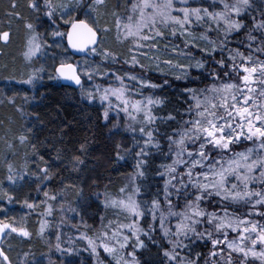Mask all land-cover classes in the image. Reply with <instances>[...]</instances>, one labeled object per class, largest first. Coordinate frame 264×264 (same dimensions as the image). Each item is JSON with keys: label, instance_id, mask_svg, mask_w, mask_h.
I'll list each match as a JSON object with an SVG mask.
<instances>
[{"label": "trees", "instance_id": "trees-1", "mask_svg": "<svg viewBox=\"0 0 264 264\" xmlns=\"http://www.w3.org/2000/svg\"><path fill=\"white\" fill-rule=\"evenodd\" d=\"M81 1L85 4L89 0ZM31 2L0 0V37L8 33L6 40L0 39V221L29 233L22 236L12 232L7 241L9 248L3 247L1 242L4 256L0 257V264H93L83 239L94 237L110 222L111 214L105 207V201L120 194V188L127 183L126 177L137 169L138 159H143L144 164L139 169L143 175L135 180V188L139 189L137 201L142 205L158 199L161 210L167 213L165 182L169 178L160 173H164V166L171 165L176 159L178 149L170 145L169 137L175 139V134L188 126L185 121L195 118L196 102L189 90L198 93L212 85L219 86L225 76L224 69L242 60L236 56L237 50L244 57L255 53L260 56L261 51L257 49H262L264 33L252 30L251 35L256 37L254 41L248 39V33L254 19H264V0H250V7L242 17H232L240 19L246 26L238 32L232 31L227 38L223 22L219 25V31L215 30L217 25L213 24L212 31H206L209 24L207 28L203 26L197 29L208 37L207 51H201L204 48L200 46L191 47L188 51L203 63V68H189L187 75L180 79L170 75H148L150 83L158 87L145 88L141 92L151 91L153 97L160 101L152 110L155 117L153 140L159 144V148L148 149V155L144 157L136 155L141 148L140 133L131 131L121 113L110 112L99 96L93 94L95 99H89L84 91L88 82L83 76L77 89L63 86L53 73L54 64L47 75L35 74L36 79L32 84L21 83L28 77L23 76V66L30 63L26 64L23 53L29 33L36 34L43 43L42 40L47 39L48 29L57 23L63 40L70 22L61 23L55 14L49 18L43 6L45 0H35L39 4L38 9L30 7ZM131 3L132 0H104L99 10L109 16L126 17L131 11ZM192 6L206 7L210 12L222 9L221 4L213 5L212 0H199ZM72 19H81L80 13L73 15ZM29 24L32 25L31 29L27 27ZM233 56L235 60L231 58ZM74 59L72 57L70 61ZM34 60L32 63H35ZM221 60L223 66L219 63ZM89 62L98 63L109 70L130 69L144 73L136 66L122 64L120 60L113 64L106 63L96 55L89 58ZM91 81L97 85L105 83L104 78L97 76H93ZM106 109L107 119L104 116ZM21 136L25 137L23 143L19 139ZM77 157L82 163H77ZM183 159L189 160L187 154ZM176 167L177 173L186 172V166ZM42 169H47L48 179L44 178L46 173ZM178 181L179 175L173 181L176 187H180ZM184 181L187 183V176H184ZM168 190L176 212L185 211L186 203L194 199L197 191L190 187L187 193L183 189L177 193L174 187ZM53 196L55 199L51 198ZM29 204L33 207L29 208ZM200 206L206 212L223 215L219 197H208L201 201ZM227 208L229 213L239 217H246L250 211L253 216L259 211L243 202L227 203ZM155 215V221L145 215L139 222L150 235V239L141 237L144 246L136 249L139 264H165L166 261L163 251L170 245L157 228L160 213L156 212ZM180 219L169 217L166 224L175 230ZM259 220L263 219L260 217ZM196 227L198 232L205 233L204 238L198 239L195 235L187 239L181 237L187 247L178 251L182 256L196 260L197 264H211L212 239L224 236L217 233L214 225L208 224L206 219ZM226 231L228 237L236 235L230 229ZM207 232L212 233L211 239L207 237ZM218 264L224 263L219 260ZM247 264L260 262L248 260Z\"/></svg>", "mask_w": 264, "mask_h": 264}, {"label": "snow or ice", "instance_id": "snow-or-ice-1", "mask_svg": "<svg viewBox=\"0 0 264 264\" xmlns=\"http://www.w3.org/2000/svg\"><path fill=\"white\" fill-rule=\"evenodd\" d=\"M78 4L80 0H75ZM95 4H102L104 0H94ZM176 0H132L131 12L138 15H128L127 23H123L119 18L117 19V28L124 30L125 38H133L134 43L150 42V43H138V47L156 48L158 44V38L164 39L167 35L176 37L178 34L183 36L188 32V27L193 22L197 24L208 23L209 28L206 31H212L211 24L215 22L219 31V25L221 22L225 25L224 35L227 38L232 31H240L246 25L242 23L240 19H233V16L242 17L247 9L250 7V0H234L229 3L228 0H212L213 5L219 3L222 5L221 10L209 11L208 8L202 7H190L188 6V0H179L182 7H175ZM45 4L48 6L49 11L46 15L49 18L53 17L55 9L52 5V0H45ZM34 9L39 8V4L32 0L29 5ZM62 7H68L62 5ZM179 13L174 15L173 13ZM29 29L32 25H27ZM72 28L85 29L88 34V40L83 47H78L73 42V32L68 33V39L72 47L77 48L79 51H84L88 43H95L96 33L93 28L81 20L78 23H73ZM256 30L264 33V19L253 20L252 29L248 33V39L250 41L256 40V37L251 35V31ZM77 39H81L83 33L76 32ZM55 35H61V33H55ZM8 33H3L0 39H7ZM200 39L207 40L206 35H201ZM36 37H32L29 41V49L24 54L26 59H30L36 52L40 51V44L36 43ZM186 44L189 42L186 40ZM192 47H196L195 44ZM165 50L168 45L164 46ZM258 51H264V49H257ZM173 52H177L180 56L191 57L190 51L185 52L179 50L178 46L172 48ZM201 51H207V49H201ZM215 51V48H213ZM211 53H209L210 55ZM236 56H239L245 61V64L235 65L234 68H239L242 75H239V83L229 82L223 83L219 86L212 85L205 90H201L200 95L203 99H200L194 90L192 92L195 103L194 119L185 121L188 125L182 131L177 132L175 135L178 139L169 137L170 145H175L178 151L175 153L176 159L173 160L171 165H166L165 172L160 173L162 176L165 174L170 175V179L165 182V200L168 205V211L165 214L161 210L160 201L154 199L150 209L142 208L141 204L137 201L136 194L139 192L138 188H134L131 193H127L128 186L120 188L121 198L106 199L105 207H112L118 209L119 212H123L126 218H131L132 223L127 225H119L116 231L108 235L107 231H102L99 239L100 243L97 244L91 238H88V244L94 255H99L97 248H103L111 260L115 264H139L136 257L137 247H143V242L139 240V234L148 233L139 226V219L148 212L152 213V218L155 221L157 219L155 213L159 212V224L163 232L164 238L168 241L170 247L163 251V256L166 258L165 264H197L196 260H191L186 256H182L181 251L187 247L181 240V237L189 238L190 235H195L198 239L204 238L205 233L197 231V225L204 222L214 225L217 233H222L224 240L212 239L213 247L223 243L229 250L227 264H233L232 253H236L241 256L240 264H247L249 258L258 260L260 264H264V223L254 222L247 217H239L235 214L229 213L227 203H240L251 204L254 209L256 205L264 206V189H252L250 184L258 183L264 185V62H252V57H244L243 53L236 51ZM235 60V56L231 57ZM133 62L135 58H133ZM169 67H177L187 75L184 71L185 66L181 64L173 65L171 60L163 61ZM223 66V61L219 62ZM251 64V66H246ZM187 67H193L189 64ZM196 68H203V63L197 61ZM43 69H41L42 71ZM60 78L73 81L76 85L81 84L80 76L71 64H61L56 69ZM177 76V79H180ZM36 77L29 76L27 80L21 81L24 84H32ZM120 79V77H117ZM129 79L136 80L144 87H158V85L140 81L135 76H130ZM257 85V87H253ZM127 89L121 88H105L104 95L100 96V100L108 101L109 95L115 96L121 101L123 107L120 109L125 112L126 115L133 121L137 119L133 112L144 113V118L147 122L151 123L155 120V117L150 111H146L147 105L159 104V100H153L150 97L147 98V105L142 101L131 102L124 99V93ZM210 93L214 95H206ZM89 99H95L92 93L88 94ZM109 103H111L109 101ZM191 111V109H190ZM105 119L108 117V110L104 112ZM170 119L172 117H169ZM135 131L134 128L131 129ZM142 135L146 134L147 139L144 141V146L140 148V151L136 153L137 157H144L148 155L147 149L149 147L159 148L158 143L153 142L152 131H147L145 128H140ZM21 143L25 141V137L21 136ZM251 141L252 147H249L241 152H234L232 156L224 159H213L209 153L205 151L208 145H211L214 149H220L223 152H230L231 145L239 144L242 141ZM186 141L196 143L200 141L199 151L193 153L186 147ZM83 145L81 150H83ZM119 148V145L117 146ZM171 151V147H170ZM187 154L189 160H184V154ZM197 156V159H193ZM123 159V157H119ZM77 163H82L79 158H76ZM207 162V163H205ZM144 164L143 159L137 161V173L133 175L132 180L135 182L136 175H143V172L139 171ZM177 165H183L187 167V171L183 174L177 173ZM219 165V168H217ZM197 168H207V171H202L196 174V178H193L194 170ZM46 173L45 179H48L47 169H42ZM258 172V175L255 173ZM179 175V185L176 187L173 184L174 180H177ZM184 176H187L188 181L185 183ZM232 178V179H230ZM11 179V177H10ZM230 185V186H229ZM170 187L176 188L177 193L182 189L187 193L188 188L197 190L194 199H189L185 205V211L176 212L173 210L171 200V192L168 190ZM127 193V194H126ZM126 194V195H125ZM47 196L48 194L45 193ZM219 197L221 203V211L223 215H217L215 212H206L200 206L201 201L208 197ZM55 199V196L51 197ZM32 208L33 205H27ZM49 209V214H50ZM257 215L264 216V212L257 211ZM252 212L250 211L247 216L250 217ZM169 217H180L181 219L175 225V230L170 227H165V223ZM107 227V226H105ZM151 227V226H150ZM128 229L131 234H125L122 230ZM5 229H10L11 232H18L19 235L28 236L29 233L24 229H17L10 224L0 221V233ZM237 233L232 239L228 240V231ZM43 231V228L41 229ZM207 237L212 238V233L207 232ZM132 237L136 238V244H132V251L125 252L130 246ZM175 237V239H173ZM84 238V237H82ZM59 239V237H58ZM59 248V245H57ZM223 249L219 252H212V256L223 253ZM3 252H0V256H3ZM199 255V254H197ZM7 259V257H5ZM103 264V262H100Z\"/></svg>", "mask_w": 264, "mask_h": 264}, {"label": "rangeland", "instance_id": "rangeland-1", "mask_svg": "<svg viewBox=\"0 0 264 264\" xmlns=\"http://www.w3.org/2000/svg\"><path fill=\"white\" fill-rule=\"evenodd\" d=\"M199 0H188V6L193 7L192 4L195 2H198ZM52 5L55 9L54 14L57 16L58 20H60L61 23H68V21H72L71 18L73 15L76 13H80L81 19L87 21L94 29H96L100 33V40L98 42V45L90 50V53L92 55H96L100 60L113 64L116 60H120L122 64L128 65V66H136L137 69L143 70V74H140V72L133 71V70H128V69H121V71H116V70H109L106 67L101 66L98 63H91L89 62V58L86 57H81V58H75L72 62L75 64L77 67L79 73L81 76L87 79V85L84 86V91L89 94L92 93L94 95L102 96L104 95V89L105 88H125L127 91L124 93V99H127L131 102L135 101H142L145 105H147V98H151L153 100H156L155 97L151 94V91H148L149 93H143L141 92L145 88L151 89L152 87H144L141 83H138L136 80H131L129 79L130 76H135L137 77L140 81H144L147 83H150V81L147 79L149 74H157L159 76H167L170 75L174 78H177V76H180L181 78L184 77V72L180 68L177 67H169L167 64H164L163 61L165 60H171L173 65L176 64H181L184 65V71L187 72L189 67L187 65L191 64L193 67L190 68H196L195 64L198 61L197 59H192L190 57H185V56H180L177 54V52H173L172 48L175 46H178L179 50H183L185 52H188L189 48L192 47L193 44L196 46L203 47L204 49H207L209 43L207 40L200 39L199 37L202 35L201 30H197L199 28H202L205 26L207 28L208 23H203V24H197L193 22L191 25L187 26L188 27V32H186L183 36L177 35L176 37H172L171 35H167L164 39H159L158 38V44L156 48H149V47H138V43H150V42H140L137 41L134 43L133 38H125L124 35V30L121 28L118 30L117 28V19L119 18L123 23H127V16L128 15H138L136 13H132L131 11L129 14H127L126 17L122 16H109L106 13H103L99 10L100 4H95L94 0H89L87 3L82 4V1L77 4L75 0H52ZM62 5H67L68 7H62ZM44 8L46 9V13L49 11L48 6L43 4ZM179 3V0H176L175 7L179 8L182 7ZM174 15H178L179 13H173ZM213 26H216L217 24L215 22L212 23ZM49 32L47 34V39L44 41L42 40L43 43L39 41L37 38V35L30 32L28 37L25 40V48H24V53H23V59L27 63H30L28 65H24V75L23 76H28L25 79H28L29 76H33L35 74H45L50 71L51 67L54 64L57 63H65L67 61H70L72 56L67 52L65 44L63 43V40L61 38L62 35H55V33H61V31L58 28V25L54 24L53 27L48 29ZM36 37V43L40 44V51L36 52L35 55L31 56L30 59L25 58V53L29 49V44L28 41L32 38ZM188 41L189 43L186 44L185 41ZM100 45V47H98ZM168 45V48L165 50L164 46ZM39 57V59H37ZM193 57V56H191ZM133 58H135V61L137 63L133 62ZM35 59V60H34ZM33 60L35 63H32ZM41 69H43L41 71ZM109 75V77H107ZM147 75V77H146ZM93 76L97 77H102L104 78L105 83H101L99 85L92 83L91 79ZM117 77H120V79H117ZM152 84V83H151ZM192 93V92H190ZM201 92L196 93V95L200 98L203 97L200 95ZM109 101L111 103H109ZM105 105L110 109L109 111L112 113H121V116L128 126V128L131 130L132 128L135 129L137 133H140V128L143 127L145 128L146 132L147 131H153L152 124L153 122L149 123L145 120L144 118V113H136L133 112L132 115H135L137 119L135 121L131 120L125 112L121 111L120 109L123 107V104L121 103L120 100H118L115 96L109 95L108 101H104ZM196 102V101H195ZM157 104H152V105H147V108L145 109L146 111H150L152 114L153 108ZM153 115V114H152ZM132 131V130H131ZM141 137V143L140 146H144V141L147 139V135L144 134L142 135L140 133ZM179 137H175V139H178ZM154 142V140H153ZM155 143V142H154ZM191 142L186 141V147L188 148L189 151H191V146H189ZM148 149L153 150L154 147H149ZM147 149V150H148ZM186 154V153H185ZM217 168H219V165H217ZM199 172L202 171H207V168H198ZM187 171V168L186 170ZM196 170H194L193 173V178H196V174L199 173ZM137 173V169L129 174L126 177V185L128 186L127 188V193H131L132 190L135 188V182L133 183L132 177L134 174ZM141 175H136L135 180L139 178ZM166 178H171L170 175L165 174ZM174 184V183H173ZM126 193V194H127ZM125 194V195H126ZM121 193L116 197L121 198ZM137 196V195H136ZM136 198V197H135ZM113 199V198H112ZM152 205L151 203L144 202L141 206L142 208L150 209ZM1 210V208H0ZM108 210L110 212V222L106 223L105 226H103L100 231L95 234L93 239L96 241L97 244L100 243L98 237H100V234L102 231H107L108 235L111 236V233L113 231H116L119 227V225H127L132 223L131 218H126L125 213L119 212L118 209H114L112 207H108ZM264 212V211H263ZM4 215L5 212H2ZM73 216V214H71ZM70 216V217H71ZM147 217L151 218L150 220H153L152 218V213L148 212L146 214ZM142 219V217L139 219ZM264 221V217H263ZM140 226V225H139ZM141 227V226H140ZM165 227H170L171 225H167L165 223ZM161 231L160 225L157 227ZM8 230V229H7ZM74 230H76L74 228ZM125 234H129L128 229L124 228L122 230ZM145 232L148 233L147 230H144ZM152 232V230H149ZM12 232L10 231H5L4 236L6 237V241L4 239L2 240V245L5 248H9V240L10 234ZM163 233V232H162ZM141 237L149 238L150 235L147 234H139V240L142 241ZM4 238V237H3ZM224 238V237H223ZM221 237L219 240H223ZM86 252L90 255L92 258L93 264H100V262H103V264H115L114 261L111 260V257L107 255V253L104 252L103 248H97V252L99 255H94L91 251V248L89 247L88 244V239L84 238L83 239ZM82 242V243H83ZM130 246L125 249V252L132 251V244H136V238L132 237L131 241L129 242ZM141 248V247H137ZM213 247H211L212 249ZM227 249L225 245L223 246L222 244L218 245V249ZM210 249V251H211ZM217 249V248H216ZM214 249V250H216ZM228 250V249H227ZM229 252V250L227 251ZM215 257L212 259L211 264H218L219 259ZM233 259V258H232ZM215 260V262H214ZM227 260L225 259L220 260L221 263L227 264ZM249 260H254V259H249ZM233 264H240V259L235 258L233 259Z\"/></svg>", "mask_w": 264, "mask_h": 264}, {"label": "flooded vegetation", "instance_id": "flooded-vegetation-1", "mask_svg": "<svg viewBox=\"0 0 264 264\" xmlns=\"http://www.w3.org/2000/svg\"><path fill=\"white\" fill-rule=\"evenodd\" d=\"M263 42H264V40H263ZM261 48L264 49V44L262 45ZM247 57H249V56H247ZM251 57H252V62L253 63H256V62H264V51H261L260 56L255 53ZM234 64L235 65L245 64V61L244 60H241V61H237V62H234L233 64L228 65L224 69L225 70V76L222 78L220 85L223 84V83H229V82H235V83H239L240 82L239 81V75H242L243 73L241 72V70L239 68H234ZM246 66H251V64H247ZM253 87H257V85H253ZM199 144H200V141H197V143H191L189 145V146H191L190 148H191V151L193 153H196V152L199 151V149L196 150V147H195V146L199 147ZM252 146H253V143L251 141L245 140V141H242L239 144L231 145L230 146L231 147V151L230 152H223L220 149H214V148H212L211 145H208L205 148V151L207 153H209L213 159H219L221 157H223L224 159H227L228 157L232 156V154L234 152H241V151H244L245 149H247L249 147H252ZM197 158H198L197 156H194L193 157V159H197ZM205 163H207V162H205ZM195 170L197 172H199V169L198 168L195 169ZM255 175H258V172L255 173ZM230 179H232V178H230ZM249 187L252 188V189H254V190H256V189H264V185H261V184H258V183L250 184ZM249 206L251 207V204H249ZM254 210H259L260 212H263L264 211V206H262V205H256V207L254 208ZM246 217L248 219H250L251 221H254V222H257L258 221L260 223H264L263 220H259L260 217L263 219L264 216L257 215L256 213L253 216H250V217L246 216ZM236 235H237V233H236ZM235 236L228 237V240H232ZM223 240H224V238H223ZM221 244L223 246L225 245L223 243H221ZM211 247H213V245ZM214 249H216V250H214ZM223 250H224L223 253H221L219 255H216V256H212L211 255V258L213 259V258L217 257L219 260H223V261L225 259H228V252H227L228 250L227 249H223ZM214 251L215 252H219L220 251V249H218V245L215 248L213 247L211 249V253L214 252ZM231 255H232V258L233 259H235V258H238L240 260L242 259V257L241 256H238L236 253H232ZM249 259H252V258H249Z\"/></svg>", "mask_w": 264, "mask_h": 264}, {"label": "water", "instance_id": "water-1", "mask_svg": "<svg viewBox=\"0 0 264 264\" xmlns=\"http://www.w3.org/2000/svg\"><path fill=\"white\" fill-rule=\"evenodd\" d=\"M81 20H83V19H73L72 21H70L67 24L66 30H65V34H64V44H65V47H66L67 52L72 57H75V58H81V57L92 58L93 55L90 53V50L94 49L98 45V42L100 40V35H99V32L96 29H94L87 21L83 20V21H85L89 25V27L93 28V31L96 33V36H95L96 42L95 43H88L87 46L85 47V50L84 51H79L78 50V47H83L84 44H85V42L89 38L88 37V34H87V32H86L85 29H77V30H74L72 28V24L73 23H78ZM69 32H73L74 33V35H73V42L77 44V46H78L77 48H74V47H72V45H70L69 39H68V33ZM76 32L83 33L81 39H79V40L77 39L76 34H75ZM61 64H71L73 66V68L76 69L77 74L80 76V79L82 81L81 75H80L77 67L75 66V64L72 61H67L65 63H57L54 66V68H53V73L57 76V78L59 79V82H60L61 85L67 86V87H70V88H73V89H77L80 85H76L73 81L65 80V79L59 77V74L57 73L56 69L58 67H60ZM4 233H5V230L2 233H0V252H3L2 251V248H1V242H2L3 237H4ZM3 256H0V257H3Z\"/></svg>", "mask_w": 264, "mask_h": 264}]
</instances>
